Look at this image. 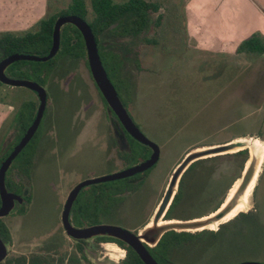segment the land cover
<instances>
[{
    "label": "rangeland",
    "instance_id": "obj_1",
    "mask_svg": "<svg viewBox=\"0 0 264 264\" xmlns=\"http://www.w3.org/2000/svg\"><path fill=\"white\" fill-rule=\"evenodd\" d=\"M69 1L47 0L46 11L54 12ZM162 10L167 16L158 32H152L150 26L142 34L118 39L127 42L129 59L124 66L130 77V90L120 98L139 129L158 144L159 156L144 173L134 175L140 176V182L130 194L122 195L121 211L105 216L98 212L95 221L142 232L144 226L153 222L150 210L188 149L243 135L248 144L247 157L251 151L255 154L251 158L257 175L242 209L259 210V241L240 243L205 230L192 237L190 245L170 250L169 258L173 264H231L251 259L264 262V51L237 57L210 46L205 40L200 43L194 34H186L181 18L176 22L174 14L170 15L167 8ZM178 12L185 14L184 8ZM146 36L154 40L145 41ZM57 61L42 84L47 95L46 106L26 146L30 149L38 138L42 139L29 174V200L24 210L22 204L14 202L10 211L1 216L11 229V239L5 241L7 253L0 264H12L19 255L28 257L30 264H97L96 261L121 264L122 247L114 241L99 240L98 235L80 241L89 255L82 257L76 245L79 241L66 234L60 215L72 186L85 178L133 164L137 153L129 145L123 146L121 151L128 150L127 158L119 160L113 150L108 128L109 118L114 117L108 113L85 61L82 58H57ZM35 100L38 103L36 92L29 87L0 83V117L7 111L6 118H0V146L15 128L14 118L24 122L23 115ZM127 139L130 145L140 146ZM232 152L206 156L214 167L211 174L216 168L215 194L192 195L193 201L180 207L181 214L207 211L215 197H222L230 178L241 172L244 154ZM257 156H261L260 164ZM12 167L10 175L16 170ZM17 176L26 181L24 175ZM125 182L122 178L90 183L80 189L77 197L81 199L87 192ZM175 188L176 184L171 193ZM247 189L237 194L234 203ZM211 194L214 198L209 197ZM226 219L212 220L205 227H216Z\"/></svg>",
    "mask_w": 264,
    "mask_h": 264
},
{
    "label": "trees",
    "instance_id": "obj_2",
    "mask_svg": "<svg viewBox=\"0 0 264 264\" xmlns=\"http://www.w3.org/2000/svg\"><path fill=\"white\" fill-rule=\"evenodd\" d=\"M88 2L89 4H87ZM88 2L87 0H70L65 6L54 12L46 11V13L41 18H39L34 23V25L27 29L19 31H0V58L12 52H27L34 54L47 53L52 41L54 21L60 14L71 13L85 18L95 33L96 41L98 40L97 35L104 31H110L114 33L112 35L124 38L136 36L140 32H145L148 27H152L153 25L159 26L161 23L159 4L154 0H88ZM113 21H118L117 25L113 29H108L109 24ZM143 39L148 42L154 40H150V38L147 36L143 37ZM126 43L127 42L124 41L123 44L119 45L118 43L110 42L107 46H98L101 61L108 76L110 77L113 85L121 97L126 95L130 90V77L124 66L125 61L129 59ZM236 50L261 53L264 51V36L254 32L241 40L238 43ZM57 58H82L85 61V64L88 65L82 34L80 30L72 23H64L61 26L59 48L52 57L47 60L17 59L11 62L6 67L5 71L9 76L32 77L37 82L44 84L46 75L58 62ZM94 84L96 85L95 82ZM96 88L104 104L108 107V104L99 91L97 85ZM33 101L30 102L32 103V106H29L26 112L27 114L23 115L25 119L24 122L18 119L21 133H18L19 135L15 137V142L23 135L26 127L29 125L36 113L38 103L37 100H35L36 102ZM110 112L116 117L115 113L111 109ZM130 139L140 145L134 146L129 144L131 151L137 153V158L133 160V163L149 155L151 149L147 144H144L131 136ZM29 141L15 156L14 159H16V161H14L13 164L11 163V166H14L16 169H18L19 174L25 176L27 182L29 180V172L32 167L31 165L34 156L33 148H26ZM232 153L244 154L242 157L243 162L247 157L246 148L238 149ZM6 154L7 151L0 155V161L5 157ZM122 156L126 159V152H123ZM208 158L209 157H203L198 159ZM192 165L193 162L189 164V167ZM5 181L8 188H18L22 186L21 183L14 182L12 177L6 176ZM177 196L178 193L175 195V198ZM100 202V197L95 190L94 196L90 200L89 207L85 206L81 199H78L77 197L70 213V219L72 223L81 226L96 222L95 217L99 212L101 204ZM241 214L243 216L246 215L249 221L248 225L243 228L244 230H240V228L236 227L233 228V234L229 235L226 239L238 241L237 238L242 237V242L240 240V243H244L245 240L259 241V238L257 237L258 235H261L259 231L261 227L258 221V218L260 217L259 210L256 209L253 211L241 212ZM183 233L188 234L189 232H186V230H167L161 236L156 245L149 247V251L159 261V263L173 264L169 258V252L172 250L174 243L178 241L179 237H181ZM213 233L218 234V232L215 233V231H213ZM0 237L6 242L11 239L9 227L4 221L1 220V218ZM98 237L113 239L126 248V255L122 260V264H145L137 252L123 240L110 235H98ZM81 240L82 238L76 239V241H79L77 246L80 251L83 250L82 245L80 244ZM25 263L30 264V259L23 255L15 257L14 261L12 262V264Z\"/></svg>",
    "mask_w": 264,
    "mask_h": 264
},
{
    "label": "water",
    "instance_id": "obj_3",
    "mask_svg": "<svg viewBox=\"0 0 264 264\" xmlns=\"http://www.w3.org/2000/svg\"><path fill=\"white\" fill-rule=\"evenodd\" d=\"M64 23H72L80 30L84 40L86 58L91 76L94 82L96 83L99 91L105 98L109 109H111L115 113L118 120L121 122L122 126L128 131V133L136 140L144 144H147L151 148V152L147 157L125 168H122L115 172L101 174L90 178H85L79 181L78 183H76L74 186H72V188L68 191L66 195L60 215L62 227L66 232V234L74 239H81V238L86 239L96 235H110L117 237L123 240L124 242H126L127 244H129L137 252L139 257L145 264H160L154 258V256L149 252V250L144 245L141 238H144L150 244H153L159 238L161 233H163L167 229H175V230L190 229V228L201 229L205 227V225L208 224L210 221L220 219L224 214H226L232 208V206L234 205V199L236 198L237 194L246 188V186L252 179L255 171L257 175V168L255 167V165H253V158H251L253 157L254 153L252 151L250 152V156H248L245 159L242 170L235 179V181L237 182H236L235 193L233 198H231L223 206H221L222 203H220V205L216 208L218 209L220 207L219 210H217L214 214H212V216L203 217L204 215H202L200 217H194L188 219H175L173 221H167L161 224H158L154 220L150 225L147 224L146 226H144L142 232H137V233H135L133 230L129 229L128 227H124L118 224H113L108 222H95L82 226L74 225L70 219V211L79 190L83 186L88 185L90 183H97L100 181L116 179L137 173L153 165L159 156L158 144H156L154 141L149 139L139 129L137 124L134 122V120L131 118L128 111L126 110L120 98V95L118 94L110 77L108 76L106 69L101 61L99 54V47L91 26L89 25V23L85 18L77 14L65 13V14H60L56 17L53 24L52 41L47 53L34 54L27 52H12L0 58V81L6 84L22 85L29 87L36 92V95L38 97V106L34 117L27 126L20 140L0 162V200H1L0 216H3L10 211V209L13 207L15 199L18 201L22 200L21 195L7 190L5 185V171L9 166L10 162L12 161V159L16 156V154L21 150V148L26 144V142L35 132L40 122V119L43 115V111L46 106V98H47L46 90L41 83L30 78L9 76L5 72V69L11 62L17 59L47 60L50 57H52L59 48L60 28ZM117 23L118 21H113L112 23L109 24L108 29H113L117 25ZM246 140H247L246 137L240 135V136L232 137L222 142H217L212 144L211 143L201 144L191 147L184 153L181 160L174 167L170 175L171 184L174 185L178 181L185 167H187L189 163L192 162L193 160L223 151H236L241 148L247 149L248 144L246 143ZM260 162H261V156L258 157L257 164H260ZM255 177L253 178V185H254ZM6 253H7L6 242L0 237V260L4 258ZM86 255L89 257L87 251H86ZM96 263L102 264L99 261H96ZM231 264H264V262L251 259V260H241Z\"/></svg>",
    "mask_w": 264,
    "mask_h": 264
},
{
    "label": "flooded vegetation",
    "instance_id": "obj_4",
    "mask_svg": "<svg viewBox=\"0 0 264 264\" xmlns=\"http://www.w3.org/2000/svg\"><path fill=\"white\" fill-rule=\"evenodd\" d=\"M112 34H114V33L110 32V31H104L101 34L97 35V39H98L97 40V42H98L97 44H98V46H107L110 42H115V43H118L119 45L123 44L124 41L118 40L119 38H122V37L114 36ZM138 34H142V32H140ZM100 36L102 38H100ZM46 100H47V98H46ZM107 111H108V113H111L110 112V109H108V107H107ZM113 117L114 118H109V121L111 123V126L108 128L109 140H110L111 146L113 147V150L116 152L119 160H121V159L125 160V158L122 156V153L123 152H126L127 153L128 150L121 151V148L123 146L129 145V142H128L127 137L130 138L131 135L122 126V124L118 120L117 116L115 117L113 115ZM12 125L15 128H13V130L11 131L10 134H8L7 136H5V138L3 139V143L0 146L1 147V150H2V153H4L5 151H7V154H8L11 151V149L16 145V143L20 140V138L22 137L21 136L19 138V140H17L15 142V137L17 136V134L19 133V130H20V125H19L18 119L14 118V122H13ZM36 130H37V128H36ZM34 133H33V135H34ZM32 136L30 137V139L32 138ZM41 140L42 139H39L38 138V140L35 142V144H33L30 147V148H33V151H34L33 160L36 158V155H37L38 150H39V147H40L39 146V142ZM150 152H151V150H150ZM201 158H203V157H201ZM11 162H10L9 166L7 167V169L5 171V179H6V176L12 177L13 180H14V182L21 183L22 186L21 187H18V188H15V187L14 188L13 187L12 188H8L7 185H6V181H5V185H6L7 190L12 191V192H15V193H17V194H19V195L22 196V200L21 201H18L16 199L14 201H15L16 204H18V203L19 204H22V207H23V210H24L25 207H26V202L29 200L27 198V195L30 193V188H29V182L30 181L28 180V182H27V180L25 181L24 179L19 180L18 179V176H17V174H19L18 169H16L14 171L13 175H10L11 174V170L13 168L11 166ZM192 162H193V165L190 166V167L188 165L187 167H185V169L181 173L178 181L175 183L176 184V188H175V190H173V193H171V191H172V187L175 184L172 185L171 182H170V179L169 180H166L165 186H164V188L162 190V194L160 195L159 199L154 203L152 209L150 210V212H151L150 214H151V216L154 215V220L156 222H158V220L160 219V216H162V219L163 220H171L173 218H176V219H188V218H192V217H195V216H200V215H203V214L210 213V212L214 211L220 205V203H223L224 202L223 198L225 197V194H226L227 190L233 184L236 183L235 182V183L232 184V182L236 179V177L238 176V174L233 175L230 178V181H229L230 183L226 185L227 187H226V190L224 191L222 197H220L218 199H217L218 196L215 197L213 203L207 208V211H203L202 210L203 211L202 212V211H199L198 210V211L192 212L190 214H186V213L185 214H181L180 213V211H181V208L180 207H182L185 203L192 202L193 201L192 195H194V194L196 195L199 192L214 193L213 190L216 189L215 188V185H214V181L216 179H218V178L216 176H214V172H215V169L216 168L214 169L213 174H211V172H212V170L214 168L213 167V164H210L211 163V160L210 159H198L197 158L196 160H194ZM242 166H243V161H242V164L239 167V172L242 170L241 169ZM148 168H150V167H148ZM148 168H146V169H148ZM146 169H144V170H146ZM144 170L139 171V172L134 173V174H131V175H128V176H125V177L116 178V179L125 178L126 182L123 183V184H121L120 186L119 185L118 186H104L103 188L95 189V191L99 195L100 201H101L100 202L101 203L100 204V209H99V213L98 214L99 215L102 214V215L105 216V215H108V214H111V213H116V212L118 213L119 211H121L120 208H121V204L123 202L122 195L123 194L125 195L127 193L130 194L132 192V190L136 187V184L140 182V179H139L140 176L134 177V175L135 174H138V173H144L143 172ZM30 171H31V169H30ZM29 174H30V172H29ZM19 175H21V174H19ZM142 175H144V174H142ZM136 179H138V180L136 182H133ZM206 181H208V182L205 183ZM210 182H211V184H210ZM223 188H224V184H223ZM28 190H29V192H27ZM177 193H178V196L175 198V195ZM214 194L209 195V197H213L214 198ZM77 196H78V194H77ZM77 196H76L75 200L77 199ZM93 196H94V191L87 192V193L84 194L83 198H81V201L84 203L85 206H88L89 207L90 206V200H91V198ZM228 196H229V194H228ZM111 197H112V199H111ZM116 197H117V199H116ZM73 204H74V202H73ZM256 209L257 208H255V207L254 208H249L247 210L241 209L238 212H236L232 217H230V218H228V219L220 222L218 224V226H216L215 228H206V227H203L201 229H196V230L181 229V230H186V232H189V233L188 234L183 233L181 235V237H179L178 241L176 243H174V246L172 247V249H174L175 247H181V246H184V245H190L191 242H192L190 239L192 237L193 238H196L197 237V234H199L200 232H203L205 230L206 231H210V232L215 231V233L218 232V234H214V235L215 236H218L219 238L226 239L229 235H232L233 234V228L236 227V228H240V230H244L243 228H245L248 225L249 221H248L246 215L243 216L241 214V212H248V211H253V210H256ZM70 213H71V211H70ZM212 213H214V212H212ZM0 218H1V216H0ZM92 223H95V222H92ZM76 226H80V225H76ZM131 230H133L135 233H137V230H135L134 228H132ZM167 230H169V229H167ZM167 230H165L164 232H166ZM164 232L161 233V235L159 236V238L153 244H150L147 240H145L144 238L143 239L141 238L142 241H143V243H144V245L147 247L148 250H149V247H152V246L156 245V243L159 241V239L164 234ZM96 238L99 239V240H104V241H114L116 244H118L119 246H121L122 247V251L119 254H120V260H121V264H122V260H123V258L126 255V248L123 245L119 244L117 241L113 240V239H110V238H100L98 236H96ZM238 238H237V240L238 241L241 240V242H242V237H238ZM82 248L85 249L86 247L82 246ZM110 257L112 259H115L111 255H110Z\"/></svg>",
    "mask_w": 264,
    "mask_h": 264
},
{
    "label": "crops",
    "instance_id": "obj_5",
    "mask_svg": "<svg viewBox=\"0 0 264 264\" xmlns=\"http://www.w3.org/2000/svg\"><path fill=\"white\" fill-rule=\"evenodd\" d=\"M154 1L159 4L161 23L167 16L162 7L167 8L170 15L174 14L176 22L180 18L185 22L186 34H194L200 43L205 40L210 46L237 57L254 54L236 50L241 40L254 32L264 36V0ZM46 6L47 0H0V31H19L31 27L46 13ZM182 8L184 15L178 12ZM160 25L150 27L152 32H156ZM6 116L7 111L0 118ZM9 231L11 234L10 227ZM86 251V248L81 251L84 258L87 256Z\"/></svg>",
    "mask_w": 264,
    "mask_h": 264
},
{
    "label": "bare ground",
    "instance_id": "obj_6",
    "mask_svg": "<svg viewBox=\"0 0 264 264\" xmlns=\"http://www.w3.org/2000/svg\"><path fill=\"white\" fill-rule=\"evenodd\" d=\"M255 175H256V171L254 172V175H253L252 179L248 183L249 186L247 185L246 188H245V189H247V187H248L246 193L243 194L244 196L242 195L243 197L241 199L239 198L238 201L234 203V205L232 206V208L226 214H224L221 218H226L227 217V219H228V218L232 217L236 212H238L239 210H241L244 207V205H245V203L247 201V194H248L249 190L251 189V187L253 185V178L255 177ZM235 182H237V181H235ZM235 186H236V183L232 187V189H231V191L229 193L228 198L226 197L227 198V199H225L226 201L224 200L225 201V203L223 202L224 204H226V202H228L231 198H233L234 193H235ZM243 191H241V192H243ZM223 203H222L221 206L224 205ZM219 208L216 209V210H214L213 212L215 213L217 210H219ZM214 213H212V214H214ZM212 214H210L209 216H212ZM209 216H206V217H209ZM173 220H175V219L174 218L171 219V220H163V219H160V221L158 222V224H161V223H164V222H167V221H173ZM210 227L211 228H215L213 226H210Z\"/></svg>",
    "mask_w": 264,
    "mask_h": 264
}]
</instances>
